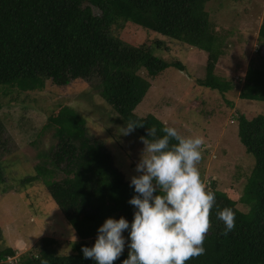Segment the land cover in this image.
Listing matches in <instances>:
<instances>
[{"label":"trees","instance_id":"16d2710c","mask_svg":"<svg viewBox=\"0 0 264 264\" xmlns=\"http://www.w3.org/2000/svg\"><path fill=\"white\" fill-rule=\"evenodd\" d=\"M208 1L0 0V88L27 92L45 88L49 80L59 86L77 79L94 80L121 119L137 125L132 131L137 139L160 137L162 127L169 125L152 113L139 116L135 109L151 88L152 79L169 67L182 71L187 67L179 59L169 61L154 54L147 42L135 45L123 40L112 27L133 22L205 50L206 74L196 82L225 94L235 83L216 72L224 52L223 37L207 10ZM258 42L264 47V15ZM156 43L164 45L161 39ZM240 97L264 101V65L249 66ZM152 127L156 137H148ZM46 130L53 131L57 142L41 153L36 174L24 177L21 183L25 186L42 179L78 240L71 243L72 252L64 254L57 239L45 236L18 256L14 247L4 243L0 226V264H95L83 256L82 245L94 243L97 228L109 216H124L131 222L134 207L128 200L135 193L113 153L91 133L86 117L74 107L62 105L52 110L42 132ZM238 133L256 158L240 199L249 209H240L212 181L209 189L215 193V203L209 213L205 252L185 264H264V114L251 119L239 115ZM9 141L0 117V147L6 149ZM175 142L170 140V144ZM4 181L0 164V184ZM226 206L235 211L236 223L224 235V224L216 212ZM123 234L127 236L128 230ZM127 256L126 243L113 264H121Z\"/></svg>","mask_w":264,"mask_h":264},{"label":"rangeland","instance_id":"374dc122","mask_svg":"<svg viewBox=\"0 0 264 264\" xmlns=\"http://www.w3.org/2000/svg\"><path fill=\"white\" fill-rule=\"evenodd\" d=\"M207 10L223 37L224 52L216 72L235 83L225 94L196 82L206 74L205 50L133 22L113 25L112 30L132 44L147 42L154 54L165 60L179 59L186 65L185 71L173 66L152 79L135 112L139 116L152 113L183 136H202L197 167L206 187L211 188L214 181L216 188L246 211L249 207L240 199L256 158L241 142L239 115L251 119L264 114V101L241 98L240 92L249 66L264 65V47L258 42L264 0H209ZM157 39L164 41L162 47ZM142 74L146 76V71ZM62 105H70L86 117L91 133L105 142L127 179L137 174L135 165L143 141L134 136V129L125 132L128 122L102 97L94 80L77 79L64 86L49 80L45 88L27 92L1 87L0 117L10 141L6 149L0 147L5 177L0 184V226L4 243L14 247L18 256L45 236L57 239L58 249L64 254L72 252L71 243L78 240L44 181L25 186L21 183L24 177L36 174V165L43 159L41 153L56 144L53 131L42 129L52 110Z\"/></svg>","mask_w":264,"mask_h":264},{"label":"clouds","instance_id":"9594fccd","mask_svg":"<svg viewBox=\"0 0 264 264\" xmlns=\"http://www.w3.org/2000/svg\"><path fill=\"white\" fill-rule=\"evenodd\" d=\"M135 127L129 122L125 132ZM156 131L148 129V137H156ZM161 131L164 135L152 140L140 137L144 148L135 165L137 174L129 178L135 193L128 200L134 207L131 222L124 216H109L97 228L94 243L81 247L83 256L95 264H113L126 243L128 256L121 264H185L205 252L215 193L206 187L197 167L204 138L183 136L171 126ZM216 215L227 235L235 227V211L226 206Z\"/></svg>","mask_w":264,"mask_h":264}]
</instances>
